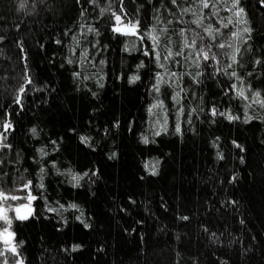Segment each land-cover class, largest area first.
<instances>
[{
  "label": "trees",
  "instance_id": "16d2710c",
  "mask_svg": "<svg viewBox=\"0 0 264 264\" xmlns=\"http://www.w3.org/2000/svg\"><path fill=\"white\" fill-rule=\"evenodd\" d=\"M20 2L0 0V36L5 37L0 41V130L6 113H11L14 124L5 140L13 147L0 149V158L7 161L0 165V189L26 196L28 189L19 185L32 180L29 187L37 197L31 202L34 215L20 221L14 211L9 212L11 230L17 234L15 242H25L20 254L26 264H220L222 259L228 264H264V107L251 95L259 89L260 98H264V65L254 63L256 56L264 59V3L241 0L246 12L242 18L253 29L249 41L253 53L240 43L239 65L227 70L237 71L244 77L241 81L224 74L225 65L232 62L223 53L231 54L239 43L238 37L231 36L237 30L235 9L230 12L224 6L232 7L231 0H210L219 8L217 16L210 15L215 11L211 8L201 13L200 6L181 13L170 0L163 4L161 0H123V8L120 0L110 4L99 0V6L86 0H44L35 11L31 0H23L25 9H19ZM178 3L184 8L195 0ZM101 7H111L122 16L126 12L122 24L131 18L140 21V29L151 30L150 26L156 25L161 44L166 43L162 30L167 25L173 34L174 52L181 51L180 28L187 30L188 37L193 30L198 32L205 45L223 42L226 46L212 48L218 64L196 56L199 38L195 49L183 48L184 55L162 58L168 71L179 74L172 77L154 57L131 50L133 45L139 49L141 41L131 34L115 33L111 13L97 19ZM201 15L205 19L195 24ZM230 16L233 23L223 28L220 18L227 23ZM154 18H160L161 23ZM89 25L98 29L99 35L88 31ZM209 25L215 41L204 31ZM217 27L222 35L215 32ZM125 43L130 50H125ZM85 48L94 58L90 62L82 59ZM68 59L74 62L69 64ZM193 59L199 61L200 68ZM141 60L144 67L137 70ZM217 67L221 72H215ZM77 71L79 77L73 75ZM157 71L169 81L159 85L160 92L152 88ZM133 73L141 78L129 83ZM26 76H31L33 83L26 86L20 109L13 101ZM232 84L237 89L230 91ZM239 89L245 90L248 100L237 95ZM178 91L177 100H172ZM157 100H163L164 107L157 105L149 112V105ZM181 105L184 112L177 116ZM213 105L218 113L230 110L240 119L212 115ZM165 109L167 131L156 136ZM249 116L251 119H246ZM177 120L180 133L175 131ZM32 127L37 128L38 136L32 135ZM141 134L148 137V143ZM81 136L90 137V142L84 143ZM41 148L46 156L41 155ZM217 153L224 158L219 159ZM152 167L155 173L149 171ZM68 169L71 172H66ZM85 172L88 175L80 184L70 182L72 173ZM234 173L235 181L231 179ZM231 200L237 203L232 205ZM17 202L27 201L0 200L5 206ZM70 203L79 208L68 207ZM182 216L189 219L182 220ZM84 222L91 227L85 228ZM4 227L6 222L0 221V228ZM213 232L218 240L212 238ZM73 244L83 247L72 250ZM8 258L13 264L10 252Z\"/></svg>",
  "mask_w": 264,
  "mask_h": 264
},
{
  "label": "snow or ice",
  "instance_id": "6c2138e0",
  "mask_svg": "<svg viewBox=\"0 0 264 264\" xmlns=\"http://www.w3.org/2000/svg\"><path fill=\"white\" fill-rule=\"evenodd\" d=\"M77 2L79 3L80 0H77ZM86 2L90 5H94V6H99V0H86ZM109 4L111 3V0H108ZM218 3L223 2V0H217ZM261 3H264V0H260ZM31 3L33 5L32 11L36 10V7L38 6V4H43L44 0H31ZM161 3L163 4V0H161ZM170 3L172 5H175L178 9H180L181 13H187V12H193L194 9L197 6H200V11L201 13L203 12V9L205 8H211V9H215V11L211 12L210 15L211 16H217L218 12H219V8L217 7V4L215 3H211L210 0H195L194 4H190L184 8H180V5L178 3V0H170ZM231 5L232 7H228L227 4H225L224 6L227 8L228 11H232L233 8L235 9L234 11V16L236 17V25H237V30L236 31H232L231 32V36L232 37H238L239 38V43L234 47L233 51L231 52V54L229 53H223L224 55H228L229 59L232 63H228L225 65V70H224V74L226 75H230L231 77L236 78L237 80H244V77L240 76L238 74L237 71L232 70L231 72H228V69L232 68L233 64H237L239 65V60H240V56L239 54H241L242 49L240 47V43H243L246 45V49L245 51H247L248 53H253V47L252 44L249 43V41L252 39L251 33L253 32L252 27L248 26V21L246 18H242V16L246 17V12L245 9L240 6L241 5V0H231ZM26 4L25 2H23V0H21V2L19 3V9H25ZM120 7L123 8V0H120ZM95 7L93 8V11H95ZM169 12H171V9H168ZM111 13L112 16H114V19L116 21L115 24H113L111 26L112 30L115 33H122L125 35H134L136 36L139 41H141V46L139 49H136L135 45H133V49L131 50H141L143 51L144 55L146 58L148 57H154V62L156 64L159 65L160 68H165V65L163 63H161V59L163 58L164 60H169L170 58L177 57V56H181L184 55L183 52V48H192L195 49L197 42H198V38L201 41V46L199 48V50L196 52V56L200 57L203 61H208L209 59H213L217 64L219 63V59L216 56V53L214 51H212L213 47H218L219 49H224L225 48V43L220 42L216 45H212L211 43H208L207 45H205L202 41L203 38L200 37V34L198 32H196L195 30H193V35L192 37H188L186 32L187 30L185 28H180L179 29V34L180 36L183 37V43L180 44V48L181 51L178 52H174L171 45L173 43L172 41V35L173 34H169V29L167 27V25H165L164 29L162 30V34L164 36V39L166 40V43L161 44V34H157V27L156 25H151L150 29H140V21L137 19L135 21H133L131 18H128L127 24H122V20L127 16V13L125 12L123 14V16L120 13H115L113 11V9L111 7H101L100 11H99V15L96 17L97 19L100 18V16H104L105 13ZM81 16L85 15V10L83 9V7H81V12H80ZM173 15H175L173 13ZM111 18V17H110ZM157 21V24L161 23L160 18H154ZM177 19H179V17H177ZM205 19V17L203 15L199 16L198 18H196L193 22L197 25H200L202 23V21ZM168 23L170 24L171 21H168ZM233 23V18L230 16L228 17L227 23L224 22L223 18H220V25L223 28H228L229 24ZM245 25V27L243 28H239V25ZM212 25H209L208 28H206L204 31L207 32V34L209 36H211L212 40L215 41L216 40V36L213 35V30H212ZM84 30V26L81 25L80 27V31L81 33ZM88 31L90 32H96L97 35H99V31L98 29H96L95 27L89 25L88 26ZM215 32L216 33H221V28L217 27L215 28ZM5 37L0 36V41L4 40ZM73 39H76L75 36H73ZM145 39H148L151 41V44L149 45H145L143 43V41ZM189 40H191V42L189 43ZM57 43H60V41L58 40ZM77 44H80V41L77 40ZM97 44H99V42H97ZM93 49H95L96 45L92 46ZM125 50H130L128 48V44L125 43L124 45ZM228 47H232V45H228ZM163 49V52H162ZM76 49H73V52H75ZM82 59L84 60V62H90L92 59H94L93 57H91L89 51L87 48L84 49L83 53H82ZM74 61L72 59H68V63L71 64ZM175 63H179L178 60H174ZM193 64L196 65L197 68H200L201 65L199 63L198 60L193 59ZM100 64H104L105 61L104 60H100L99 61ZM255 64H261L264 65V59H262L260 56H256ZM205 67L207 66L206 64L204 65ZM26 67V66H25ZM136 69L139 70L140 68L144 67V60H141L136 66ZM165 71L168 72L169 76L172 77H177L178 78V73L176 72H170L165 68ZM215 72H221V69L219 67L215 68ZM74 76L79 77L81 75V73L79 71L74 72L73 73ZM189 75H191V73H189ZM201 72L197 71L196 76H200ZM248 76H252V73H248ZM155 82L152 84V88L155 92H160L161 89L159 87V85L163 82V83H169V81H164L162 78V74L160 71H157L155 73ZM140 75L137 73H133L130 77H129V83H134L137 80H140ZM87 79V77H86ZM193 79H196V77L194 76ZM33 83L31 76H26L24 79V83L21 84V86L17 89V95L13 101L14 104H16L20 109H23L24 104L22 103V98L23 95L26 94V86H30ZM197 83H199V81L197 80ZM247 88L251 89V83L247 84ZM237 89V85L236 84H232L230 86V91L231 90H235ZM183 89H181L182 91ZM93 95H95V93H93ZM180 95L179 91L174 93L172 96V100L176 101L177 97ZM237 95L244 98L245 100H248V94H246L244 89H239L237 91ZM251 95L252 98L255 100V102L257 104H260L261 107H264V98H260L261 97V91L259 89H255L251 91ZM259 98V99H258ZM182 99V98H181ZM177 103H179V101H177ZM157 105H160L161 107H164V101L163 100H157L154 104H150L149 105V112L152 111V109L154 107H156ZM249 107V105H245V111H247V108ZM196 109H192V111H195ZM177 116H180L181 114H183L184 112V108L181 105L179 108H177ZM210 112L212 113V115H221V116H226L228 120H236V119H240V117L238 115H233L231 113L230 110L223 112V113H218L217 108L215 105H213L210 108ZM7 118L3 119L2 121V130H0V149H11L13 146L11 144H7L5 143V140L7 138V133L9 132V130H13L14 129V124L12 123L11 120V113H6ZM246 119H251V117H246ZM168 122V113L167 110L165 109V114H164V123L160 125V129L158 131L155 132L156 136H159L161 134V131L166 132L167 131V127L165 126ZM191 121L189 120V123ZM119 123V121H117V124ZM157 123H159V121H157ZM31 133L33 136H38L40 133L37 130L36 127H32L30 129ZM175 131L177 133H180L182 131V127L181 124L179 122V120H177L176 125H175ZM80 139L84 142V143H89L90 142V137H86V136H81ZM141 139L143 140L144 143H148V137L141 134ZM220 138L217 137L216 140H219ZM54 145L56 144V141L52 142ZM215 143V141H214ZM233 144H236L237 147L239 148H243L242 145H239L238 142L236 140L232 141ZM40 153L42 156H46L47 152H45V150L43 148L39 149ZM114 155V154H113ZM217 156L219 159H223V155L221 153H217ZM239 159L241 161L244 160L243 156H240ZM7 163V161H5L4 159L0 158V165H3ZM52 165L55 166L56 162L55 161H51ZM146 167H148V165H145ZM41 172H44V169L41 168L40 169ZM57 171H59V169H57ZM149 171L155 173L156 172V168L152 167L149 168ZM66 172H71V169L66 170ZM6 175V174H5ZM88 173L85 172L83 174L80 173H72L71 176V181L70 182H75V184H80V181L82 179L83 176H87ZM237 175L234 173L231 177V179L233 181H235L237 179ZM42 179V177H41ZM32 184V180H27V182L25 183H21L19 185L20 188L22 189H28L27 195L26 196H20V195H14L11 192H5L4 190L0 189V200L2 201H8L9 199L11 201H20L22 199L26 200L27 202L25 203H14V204H7V206H5V203H0V221H4L7 224V227L4 228H0V241L3 242V248L0 249V257H3V262L2 264H9V258H8V253L10 252L12 254V258H13V264H26L25 258L23 256H21L20 254V246L24 245V241L21 240L19 241V244H17L15 242V237H16V232L11 230V226L13 224V218L9 215L10 211H14L15 213V218L23 221V220H27L30 216L34 215V209L32 207L31 202L34 201L35 199H37V197L35 195L32 194L31 189H30V185ZM40 188H43L44 185L41 183L39 185ZM129 199H131V197H129ZM221 203H226L225 201H221ZM230 203L232 205H235L237 203V201L235 200H231ZM61 207H63V205H61ZM68 207L73 208V209H77L79 208V205L76 203H70L68 205ZM50 212H54L56 211L55 208H49L48 209ZM75 219L77 220H81V216H76ZM180 219L182 220H188L189 217L188 216H182L180 217ZM65 223H67V221H65ZM139 223H143V221H139ZM241 223H243V220H241ZM83 226L85 228H90L91 224L84 222ZM204 227V231L208 232L209 229L206 226H202ZM127 231V229H125ZM133 231H135V229H133ZM211 236L214 240H218L217 234L216 233H211ZM221 243L223 241H220ZM235 241H230L229 243H234ZM83 247L82 244H73L71 245L72 250H76ZM65 251H68V249H64ZM245 251H247V249H245ZM220 264H228L227 260H221Z\"/></svg>",
  "mask_w": 264,
  "mask_h": 264
}]
</instances>
